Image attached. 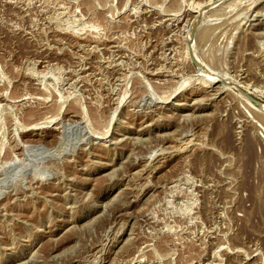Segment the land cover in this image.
Segmentation results:
<instances>
[{
  "label": "rangeland",
  "instance_id": "374dc122",
  "mask_svg": "<svg viewBox=\"0 0 264 264\" xmlns=\"http://www.w3.org/2000/svg\"><path fill=\"white\" fill-rule=\"evenodd\" d=\"M242 95L264 0H0V264H264Z\"/></svg>",
  "mask_w": 264,
  "mask_h": 264
},
{
  "label": "bare ground",
  "instance_id": "6f19581e",
  "mask_svg": "<svg viewBox=\"0 0 264 264\" xmlns=\"http://www.w3.org/2000/svg\"><path fill=\"white\" fill-rule=\"evenodd\" d=\"M210 1H212V0H210ZM203 4H206V3H203ZM201 6H199V8H200ZM198 11V10H197ZM199 12V11H198ZM200 16V15H199ZM191 25V24H190ZM193 31V30H192ZM191 31V32H192ZM193 35V34H192ZM195 52H196V50H195ZM187 53H188V51H187ZM197 54V53H196ZM196 56V55H195ZM197 58V57H196ZM203 61V60H202ZM195 63L196 64H198L196 61H195ZM198 69L202 72V73H204V74H206V75H208V76H210V77H215V74H214V70L212 69V68H210L209 67V65L207 66V64H204V63H199L198 64ZM198 69H196L197 71H198ZM217 71V70H216ZM217 73V72H216ZM221 74V73H220ZM205 75V76H206ZM218 75V74H217ZM222 75V74H221ZM220 76V75H219ZM223 78H224V76L221 78L222 80H223ZM209 79V78H208ZM207 79V80H208ZM214 79V78H213ZM227 79V78H226ZM220 80V79H219ZM224 80H225V78H224ZM228 80V79H227ZM208 81H210L211 82V80H208ZM218 81V80H217ZM232 81V80H231ZM206 82V81H205ZM219 82V81H218ZM223 82V81H222ZM231 84V83H230ZM239 84V83H238ZM225 87V86H224ZM228 87V86H227ZM223 88V87H222ZM249 91V90H248ZM247 96V95H246ZM242 97H244L243 99L245 100V98H249V99H251L254 103H256L258 106H255V107H258V109L259 110H261V111H264V104H262V105H260L261 104V102H259V103H257L256 101H255V99L253 98V97H251V96H247V97H245L244 95H242ZM247 99H246V101H247ZM247 103H248V101H247ZM250 105V104H249ZM253 106V105H252ZM257 110V109H256ZM259 112V111H258ZM263 114V113H262ZM51 122V121H50ZM79 122H82V120L81 121H79ZM46 123V122H45ZM42 125V124H41ZM40 125V126H41Z\"/></svg>",
  "mask_w": 264,
  "mask_h": 264
},
{
  "label": "water",
  "instance_id": "95a60500",
  "mask_svg": "<svg viewBox=\"0 0 264 264\" xmlns=\"http://www.w3.org/2000/svg\"><path fill=\"white\" fill-rule=\"evenodd\" d=\"M255 101H256L257 103H259V101H258V100H256V99H255Z\"/></svg>",
  "mask_w": 264,
  "mask_h": 264
}]
</instances>
